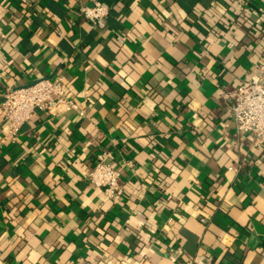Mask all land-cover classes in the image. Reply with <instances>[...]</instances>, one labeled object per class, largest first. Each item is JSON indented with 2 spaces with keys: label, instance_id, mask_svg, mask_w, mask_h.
Instances as JSON below:
<instances>
[{
  "label": "crops",
  "instance_id": "obj_1",
  "mask_svg": "<svg viewBox=\"0 0 264 264\" xmlns=\"http://www.w3.org/2000/svg\"><path fill=\"white\" fill-rule=\"evenodd\" d=\"M262 65L264 0H0V264H264V144L231 116ZM47 77L76 106L10 136L6 91Z\"/></svg>",
  "mask_w": 264,
  "mask_h": 264
},
{
  "label": "built area",
  "instance_id": "obj_2",
  "mask_svg": "<svg viewBox=\"0 0 264 264\" xmlns=\"http://www.w3.org/2000/svg\"><path fill=\"white\" fill-rule=\"evenodd\" d=\"M109 8L102 2L82 8V14L92 23L107 16ZM65 105L76 106L70 98L68 84L61 77L40 78L5 93L2 108L9 121V135H15L36 110L49 111ZM237 133L247 136L255 144H264V67L257 70L250 79L242 82L236 91L231 107ZM108 150L99 151L88 176L91 182L110 198L119 200L123 189L119 185L120 170L107 157Z\"/></svg>",
  "mask_w": 264,
  "mask_h": 264
}]
</instances>
